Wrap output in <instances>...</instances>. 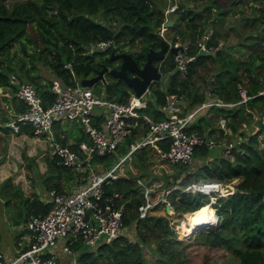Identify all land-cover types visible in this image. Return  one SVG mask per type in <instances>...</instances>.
I'll return each mask as SVG.
<instances>
[{
  "label": "trees",
  "instance_id": "16d2710c",
  "mask_svg": "<svg viewBox=\"0 0 264 264\" xmlns=\"http://www.w3.org/2000/svg\"><path fill=\"white\" fill-rule=\"evenodd\" d=\"M6 1L0 0V130L6 132L10 128L6 125L10 118L7 115L6 103L11 102L17 112L25 107V103L17 100L14 86L9 78L11 72L17 71L22 79L34 82L43 104L47 105L51 103L54 95L50 89V78L45 82L38 78L36 71L40 58L45 60L47 68L53 71L54 75L72 82L74 79L70 78L69 70L63 66L66 61H71L75 77L81 79L96 74L105 64L113 66L114 59L110 58L109 53L112 49L115 52L124 51L121 46L125 45L137 43L141 45L139 50L130 52L139 64L145 61L147 50L158 48L160 39L165 36L171 42L178 38L189 41L190 51L195 52L201 32L208 27H211L212 32L209 43L219 44V38L224 35L218 26L222 25L230 10L227 6L228 2L224 0H206L199 7H193L185 0H178V7L168 13V18L173 20L164 30V33L166 31L169 33L168 36L161 35L158 31L166 20L163 10L166 1L160 4L158 0H11L10 5ZM257 1L259 2L253 5V15L247 18L258 21L257 26L263 35L250 32L237 47L230 43L225 46L219 45L210 52L196 51V57L189 62L185 75H181L176 68L174 53L168 50L165 57L155 60V63L169 78L166 83L164 81L162 83L161 79L150 83L148 90L150 89L155 96L150 103L151 106L142 109L155 117H161L163 112L158 111V105L164 102L166 94L172 91L182 93L183 99L188 98L190 103L188 106L193 107L204 101L206 95L203 91H198L199 85L197 84V88L194 81L196 76H201L207 83L209 99L236 101L239 99L240 84H245L250 94L262 89L264 87V0ZM98 12L104 17L118 20L117 28L113 29L104 21L95 18ZM109 37L114 39V43L104 51L86 53L82 47L89 40ZM17 41L29 57V64L24 58L14 62L10 57L9 49ZM30 41L36 45L32 52L27 48V42ZM258 44L259 49H257ZM210 64L216 69L212 78L208 79L206 71ZM115 65L118 66L119 63ZM102 82L110 98L123 101L133 92L122 78L109 72L105 73ZM3 87L5 90H1ZM244 110L249 112V118L259 114L257 117L259 127L247 133L246 139L239 137L235 143L231 141L225 143V148L230 145L228 154L223 155L222 151L214 152L213 147L196 145L194 155L196 152L199 156H207L205 161L199 158L202 163L192 169L188 166L190 162L182 164L170 161L168 162L177 170L176 173H170L173 169L159 174L146 168L151 171V179L147 183L152 188L150 191L152 199H156L174 183H179L182 187L192 181L220 180L227 183L238 177L235 190H230L226 194H216L212 206L218 220L214 226L199 229L189 220L196 213L191 221L200 220V226H206L201 219L202 211L209 207L206 204L212 201L208 193L199 190L186 191L173 188L168 193L171 202L169 212L155 214L147 211L144 215H140L138 205L144 200L143 193L131 175L122 174L103 183L104 193L110 194L114 190L122 193L125 203L124 226L133 225L136 238L132 240L121 234L110 242H104L96 249L90 250H83L82 243L77 241L72 247L82 264H210L208 253L213 250L221 251L223 256L227 254V260H230L228 264H264V119L262 118L264 95L256 94L232 106L208 105L203 107L201 112L214 111L229 117V125L237 132L241 127V121L245 118ZM207 123H213L211 115L205 117L204 114H199L188 129L201 131L205 129ZM26 131L33 135L29 126H22L18 133ZM240 132L246 134L245 131ZM57 138L63 143L67 142V137H60L57 134ZM77 138L70 146L81 150L82 145H79ZM160 143L163 147L168 146L167 142ZM127 150L128 146L122 144L116 152L94 156L91 161L94 167L99 164L101 169H107ZM149 150L147 147L135 150L129 158L131 168L128 169L132 171L136 167L140 170V166L145 168L147 159H150ZM114 156L117 158L111 166L106 167L105 160L100 161L103 160L102 158ZM137 156H140V161H137ZM47 159L55 175L54 180L46 185L48 190L55 187L63 191L66 183L74 179L80 184L85 182L80 172L58 163L56 154L53 157L48 156ZM62 175H65L67 180L63 181ZM141 175H144V171ZM157 178L161 179V183ZM8 179L10 180L9 177ZM9 180L5 183L6 189ZM154 181L158 182L159 186H163L162 191L158 190L160 187L155 189L150 185V182ZM30 207L33 213H44L50 207V203L35 197L31 200ZM204 215L215 218L214 214L205 211ZM22 219L25 220L26 217ZM175 226L181 228L183 237L178 236ZM147 247L151 253H147ZM197 248L202 249L203 253L201 259L195 261L192 254ZM233 260L236 263H233Z\"/></svg>",
  "mask_w": 264,
  "mask_h": 264
},
{
  "label": "built area",
  "instance_id": "2783aa9c",
  "mask_svg": "<svg viewBox=\"0 0 264 264\" xmlns=\"http://www.w3.org/2000/svg\"><path fill=\"white\" fill-rule=\"evenodd\" d=\"M167 2L164 7L166 20L168 13L178 7V0ZM164 30L163 22L158 31L163 35ZM211 34V29L201 32L197 40V52H210L220 45V42L217 45L209 43ZM112 43V37L98 38L85 42L82 47L86 53H93L108 49ZM169 44L179 47L174 53L175 65L182 74H186L189 62L195 59L197 52L190 51L189 41H174ZM63 66L69 70L70 78L74 81L67 82L56 75L52 76L50 89L54 97L47 105L43 104L34 82L22 79L15 72L10 73L9 78L17 100L25 103V107L15 112L6 125L13 133H18L22 126H29L35 136L49 135L54 147L52 153L57 155V162L80 172L85 182L78 184L76 189L59 191L55 187L50 188L46 200L49 201L50 207L44 213L32 212L28 215L25 223L28 240L12 257L0 252V264H60L54 253H48V248L56 244L61 236L67 237L61 244V250L77 256L72 247L77 241L88 244L90 249H96L102 243L125 234L123 195L119 190L105 194L103 188L105 181L123 174L119 172L122 163L131 158L135 150L149 145L150 149L157 153L159 160L189 163L194 158L196 145L211 148L216 144L207 129H188L203 107L212 104L232 106L256 94L264 95V87L257 93L250 94L246 85L240 84L239 99L236 101L211 98L186 108L182 100L183 95L172 91L168 92L165 101L158 105L163 115L155 117L142 109L145 104L141 99L143 94L138 96L132 92L129 98L123 101L110 98L106 93H97L91 86L82 84L81 79L75 77L71 61H66ZM66 117L77 118L89 135V141L84 143L81 150L72 148V142L63 143L56 137L54 126ZM226 123L227 118L222 115L219 119L220 128L223 129ZM129 137L132 139H128ZM162 141L167 142L168 146L163 147L160 143ZM122 144H126L128 150L111 167L103 171L94 167L91 161L94 156L116 152ZM229 149L228 144L225 151L229 153ZM135 180L144 196V200L138 205L140 215H144L159 203L163 204L164 208L166 205L171 206L168 193L173 188L208 193L210 201L213 202L216 194L222 193V187L227 188L229 185L220 180L192 181L184 187L174 183L156 199H152V188L149 184L140 176ZM206 225L211 226L213 222L210 221ZM69 262L78 264V259L73 257Z\"/></svg>",
  "mask_w": 264,
  "mask_h": 264
},
{
  "label": "rangeland",
  "instance_id": "374dc122",
  "mask_svg": "<svg viewBox=\"0 0 264 264\" xmlns=\"http://www.w3.org/2000/svg\"><path fill=\"white\" fill-rule=\"evenodd\" d=\"M165 1H166L165 5L167 6V4H168L167 0H158V2L160 4L164 3ZM185 1L187 2V4L192 5L193 7H199L200 5H203V3H205L206 0H185ZM224 1L228 2L227 6L230 7V10H229L228 14L226 15L222 25L218 26L219 27L218 29H221V31L224 35V37L219 38L220 39V46H225L226 44L232 43V45H235L237 47L238 43L241 40L245 39L244 36L249 34L250 32L260 33V35H263L261 33V31H259V27L257 26L258 21L257 20L251 21L249 18H247V16L253 15V5H255V3H258L259 1H257V0H242V1H240V0H224ZM6 2L8 5H10L12 1L7 0ZM160 7L162 8V6H160ZM164 15H165V13H164ZM172 15L174 16V14H172ZM95 18H97L101 21H104L106 24L113 27V29H116L118 26V20L111 18V17H104L101 14V12L96 13ZM30 29H31V31H33V28L30 27ZM206 29H211V27H208ZM33 34H35V32ZM164 34L169 36V33L167 31ZM165 38L168 42H171L170 39H168L166 36H165ZM175 41L184 42L186 40H182L181 38H178ZM260 41H262V40H260ZM35 47H36L35 43H33L31 41L27 42V48L29 49V51H31V52L34 51ZM140 47H141V45L139 43L134 44V45L121 46V48L124 51H128V52L139 50ZM259 48H260V45L258 44L257 49H259ZM8 53L14 62H17V59H19V58H24L26 60V62L29 64V57L26 55L25 52H23L21 45H20V42H18V41L15 42V44L9 49ZM109 55H111V54L109 53ZM37 64L39 65L37 67V71H36V72H38V75H39L38 78L41 81H43L44 78L49 79V77L52 76L53 71H50L49 68H47L45 60L40 58L39 61L37 62ZM113 64L115 65V63H113ZM215 69L216 68L212 64H210L208 70L206 71L208 79L212 78V74H213V72H215ZM168 78L169 77L166 73L165 74L162 73V75L160 77L162 83H163V81H164V83H166ZM194 81L196 83L197 88L199 85L198 91H200V90L203 91L206 95V98L208 96H210L207 83L204 82V80L201 76H196ZM90 86L97 93H106L105 92V90H106L105 85L103 84L102 81H96ZM1 90H5V88L3 87ZM154 96L155 95L151 92L150 89L147 90L141 96V99L143 101H145L144 107H148L149 105L151 106L150 103H152ZM184 99H186V101H187L186 106H188L190 104L189 99L185 98V97H184ZM11 106H12V104L8 103V109ZM148 110H150V109H148ZM158 111H160V110H158ZM244 112H245V118L248 117L249 112L247 110H244ZM263 112H264V110H263ZM199 114H204L205 117H209V115H211V122L213 121V123H210V124L207 123L205 125V129H207L211 133V135L214 137V139L216 141V144L213 147V151L214 152L222 151L223 155L228 154V152L225 151V143H227L228 141L235 143L239 137H241L242 139H246L248 136L247 133L253 132L254 130H256L259 127V123H258V119H257V117H259V114L252 115V118L248 117L247 119H250V121H248L247 119L244 118L241 121V123H240L241 127L237 132H235L233 130V128L229 125V123H228L229 117H226L227 123H226V126L223 128L225 130V132L223 133V131L218 129V127H220L219 119L222 116V114L214 113V111H212V112H205L204 111L203 113L200 112ZM197 116H196V118H197ZM262 118L264 119V115L262 116ZM54 128L59 129L60 131L65 133L66 137L69 140L72 138L75 139L76 137H78L77 140L79 142V145L84 146V143L89 141V135L83 130V125L75 117H70V118L66 117V119H63V121H59L57 124H55ZM240 131H245L246 134L243 135V134H241ZM10 132H12L10 130V128L7 130V132L5 130H0V154L3 155L2 159H0V191L2 192V194L5 198H7L8 195H11V197L13 199V200L12 199L11 200L5 199L4 203H1V200H0V236L7 229H12L11 225L13 224L12 220L14 218H17L18 215H20V214L22 217L25 215V212H24L25 211V202L27 200V195H28L25 192L28 191V193H30L31 189L33 187H36L35 188L36 192L39 195H43L45 197L48 194V192H46V190H45V184H46V182H50L51 180H54L53 178L55 177L54 171L51 170V163L48 161V159L46 157L48 153L53 152V148H54L53 144H52V140L50 139L49 135L41 134L38 136H34V135H31L30 133H27V134L22 133V135L17 134L18 136H16V135L10 134ZM56 137H57V135H56ZM147 148L150 149L151 146L149 145ZM44 151H46L47 154ZM134 155L136 157V154H134ZM194 156H196V158H193L192 161L190 162V164L188 165L189 169H192V167L198 166L200 162L202 163V161L199 160V158H198L199 155L196 152H195ZM149 157H150L151 161H150V159L149 160L147 159V161H146L147 166L145 168L140 166L139 167L140 170H138L135 167L133 169L134 171L133 170L130 171L128 169V168H131V166H130L131 160H129V158H128L124 161V163H126V164L123 163L121 165L119 172L126 174V175H131L132 178H134V179L137 176H140L146 182L148 181V183H149V181L151 179V171L149 169H146V168H150L154 173H159V174L163 173V172H170L174 169V167L172 166V164L170 162L159 160L157 153H155L151 149L149 150ZM116 158H117L116 156H114L112 158L111 157H108V158L105 157V158H102L103 160H100V161L104 162V160H105L106 167H108V166H111L115 162ZM200 158L202 160H204L206 158V156L200 157ZM137 161H140V156H137ZM96 168L98 169V171H103L106 169L105 168V169L101 170L100 165H97ZM127 169H128V171H127ZM142 171H144V175H141ZM176 172H177V170L174 169L170 173H176ZM8 177L10 178V180L12 177L11 182L14 181L16 184L12 185V183H11V185L9 184V188L7 187L8 189H6L5 183H6V180H9ZM45 177H46V179H45ZM66 178L67 177L65 175H62V180L66 179ZM157 180L161 183L160 178H157ZM237 181H238V177H235L225 184H227V185L229 184L228 186H233L232 190H234L235 189V183ZM150 185L155 189H157V187H160L158 190L162 191L163 186H159L160 184L158 182H155V181L150 182ZM66 187L72 188V189L77 188V186L73 182H70V183L67 182ZM23 191H25V192H23ZM220 194H222V193H220ZM156 197H157V195H156ZM212 203L213 202L209 203V207H207L204 211L207 213L215 214L216 222H215L214 218H209L207 215H204V211H202L203 215H202L201 219L203 220V219L209 218L211 220V222H215L213 225H211V226H214L217 223V220H218L217 217L218 216H217V213L215 212V209L212 206ZM20 212H22V213H20ZM150 212L155 213V214H166V209L164 208L163 204L159 203V204H156L150 210ZM196 215L197 214L195 213V215H193V216H196ZM24 218H25V216H24ZM191 218H190V220H191ZM4 225L6 226L7 229L3 228ZM208 226L209 225H206V226L201 227V228L198 227V228L203 229V228H206ZM24 228H26V226ZM175 229H176V232L178 233V236L183 237V235L181 233V228H178L177 226H175ZM124 232H125V235L129 239L135 240V238H136L135 228L133 225L132 226H126V228L124 229ZM22 239L23 238L21 237L20 240H22ZM27 240H28V238H24V240H22V243H25ZM66 240H67L66 236H61L57 240L56 244L50 245L48 248V253H54L57 256L60 264L63 263L62 261L60 262V260H65V261L67 260L66 261L67 264H70V262L68 261L69 259H71L73 257L78 259L76 254L63 252L61 250V244ZM21 246H23V245L21 244L19 247H21ZM82 249L83 250H90V247L88 244L82 242ZM148 252L151 253L150 249L147 247V253ZM202 253H203V250L200 248H197L192 254L194 257V260L195 261L200 260ZM208 254L210 255V260H209L210 264H228V262L230 261L229 259L227 260V254L225 256H223V255H221V251H218V250L209 251ZM233 263H236V261L233 260ZM78 264H82V262L79 259H78Z\"/></svg>",
  "mask_w": 264,
  "mask_h": 264
},
{
  "label": "water",
  "instance_id": "95a60500",
  "mask_svg": "<svg viewBox=\"0 0 264 264\" xmlns=\"http://www.w3.org/2000/svg\"><path fill=\"white\" fill-rule=\"evenodd\" d=\"M164 10V8H163ZM173 20L168 18L164 21L165 28L172 24ZM178 46L169 44V42L162 37L160 39V46L158 48H149L146 53V59L142 64H139L132 54L128 51H117L114 49L110 52L111 59H121L118 66L103 65L96 74L81 78V83L84 85H92L94 82L102 80L104 81L105 73L109 72L112 75L122 78L128 86L133 89L136 95H142L148 89L150 83L154 80H158L161 77V70L155 60H159L165 57L168 50L175 53L178 50ZM128 71L134 73L130 74ZM228 190H232L228 188ZM235 190V189H234ZM166 211L171 210L170 205H166Z\"/></svg>",
  "mask_w": 264,
  "mask_h": 264
},
{
  "label": "crops",
  "instance_id": "0c3cea01",
  "mask_svg": "<svg viewBox=\"0 0 264 264\" xmlns=\"http://www.w3.org/2000/svg\"><path fill=\"white\" fill-rule=\"evenodd\" d=\"M15 72V71H14ZM180 72V71H179ZM16 73V72H15ZM181 73V72H180ZM161 75H162V71H161ZM181 75H185V74H182L181 73ZM52 76H55L53 73H52ZM51 76V77H52ZM51 77H49V78H51ZM48 79L47 78H44V80L42 81V82H45V81H47ZM149 88V87H148ZM182 94V93H181ZM183 95V94H182ZM208 98H206L205 100H207ZM186 100L185 99H183V104H184V106L185 107H187V108H190V107H192V105H190V106H186ZM9 103H11V102H9ZM7 105H8V103H6ZM12 104V103H11ZM15 112H17L16 110H15V107L13 106V104H12V106L8 109V116H12ZM55 129V128H54ZM218 129H219V127H218ZM219 130H221V131H223L224 129H222V128H220ZM55 131H56V135L58 134L60 137H66V134L65 133H63L62 131H60L59 129H55ZM224 132V131H223ZM22 133H25V132H22ZM22 133H13V132H10V134H12V135H16V136H18L17 134H21L22 135ZM27 134V133H26ZM35 136V135H34ZM74 141V138H72V139H68L67 138V142H73ZM10 144V143H9ZM45 153H46V151H44ZM10 153V152H9ZM47 154V153H46ZM7 155V154H6ZM10 155V154H9ZM53 157V153L52 152H50V153H48L47 154V156L46 157ZM207 156V155H206ZM3 157V155L2 154H0V159ZM200 157H203V156H200ZM199 156H198V158H200ZM205 157V156H204ZM194 158H196V156H194ZM205 161V160H204ZM55 178V177H54ZM53 178V179H54ZM75 178H77V177H75ZM45 179H46V177H45ZM49 179V178H48ZM11 180H12V177H11ZM11 180H9V184L11 185V183H12V185H15L16 183L13 181V182H11ZM65 180H67V179H63V181H65ZM46 182V181H45ZM52 182V180L50 181V182H46V184H45V190H46V192H47V188H46V185L48 184V183H51ZM69 183L70 182H73L76 186L78 185V184H80L78 181H76L75 179L74 180H70V181H68ZM8 188H9V186H8ZM7 188V189H8ZM35 188L36 187H33L32 189H31V192L30 193H28V191L27 192H25V191H23V192H25L26 194H28L27 195V200H26V202H25V217H26V219L24 218V216L22 217L21 216V214L20 215H18V217L17 218H14L13 220H12V225H11V228L12 229H7L6 228V226L4 225L3 226V228L4 229H7L6 231H4L3 233H2V235L0 236V252H2V253H4V255H6L7 257H12L13 255H15L16 253H17V251L22 247H19L21 244L22 245H24L25 243H22V240H24V238H27V229L26 228H24L25 226H26V220H27V217H28V215L30 214V213H32L31 212V207H30V202H31V200L32 199H34L35 197H38L40 200H42V201H46L47 199H48V195H46L45 197L43 196V195H39L37 192H36V190H35ZM69 189H71V188H68V187H65V190H69ZM8 200V199H12V197H11V195H8V197L7 198H5L4 196H3V194L0 192V200H1V203H4V200ZM13 200V199H12ZM20 213H22V212H20ZM21 218H24L25 220H21ZM14 229V230H13ZM21 235V236H20ZM23 238L22 240H20V238ZM64 252V251H63ZM70 260V259H69ZM68 260V261H69ZM63 262V263H61V264H67V260L65 261V260H60V262Z\"/></svg>",
  "mask_w": 264,
  "mask_h": 264
},
{
  "label": "bare ground",
  "instance_id": "6f19581e",
  "mask_svg": "<svg viewBox=\"0 0 264 264\" xmlns=\"http://www.w3.org/2000/svg\"><path fill=\"white\" fill-rule=\"evenodd\" d=\"M230 187L231 186H227V188H224V186L222 187V189H221V191H222V193H227V191H229L228 190V188L230 189ZM207 205H209V204H207ZM204 206H206V205H204ZM204 206H202V207H204ZM201 207V208H202ZM214 212V211H213ZM214 216H215V214H214ZM215 219V221H216V217L214 218ZM190 220V219H189ZM203 221L206 223V224H208V222H210L211 220L208 218V219H203ZM190 222L193 224V225H195V226H197V227H199V228H201L202 226H200V220H196V221H191L190 220ZM215 222H213V224H214Z\"/></svg>",
  "mask_w": 264,
  "mask_h": 264
},
{
  "label": "flooded vegetation",
  "instance_id": "af4514ba",
  "mask_svg": "<svg viewBox=\"0 0 264 264\" xmlns=\"http://www.w3.org/2000/svg\"><path fill=\"white\" fill-rule=\"evenodd\" d=\"M115 61H116V62H115ZM120 61H121V59H114V60H112V62L115 63V64H116L117 62L120 63ZM128 72H129L130 74L134 73V72H132V71H128Z\"/></svg>",
  "mask_w": 264,
  "mask_h": 264
}]
</instances>
